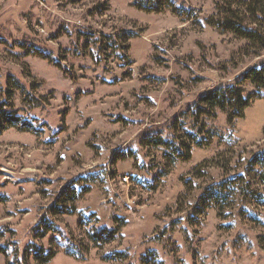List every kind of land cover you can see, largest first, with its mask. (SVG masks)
<instances>
[{
	"label": "rangeland",
	"instance_id": "1",
	"mask_svg": "<svg viewBox=\"0 0 264 264\" xmlns=\"http://www.w3.org/2000/svg\"><path fill=\"white\" fill-rule=\"evenodd\" d=\"M244 1L0 0V264H264V90L194 115L264 65Z\"/></svg>",
	"mask_w": 264,
	"mask_h": 264
},
{
	"label": "trees",
	"instance_id": "2",
	"mask_svg": "<svg viewBox=\"0 0 264 264\" xmlns=\"http://www.w3.org/2000/svg\"><path fill=\"white\" fill-rule=\"evenodd\" d=\"M244 2L248 12L253 16H259L260 13H262V10H264V0H246ZM260 2H262V4ZM216 24L224 32H230L247 42H259L257 31L246 28L239 22H235L229 14H225L223 19L218 21ZM240 83H249L256 88L264 90V65L260 68L253 67L247 70L243 74L241 82H239L237 86L214 88L205 92L203 96L200 97L198 105L199 109H197L194 114L196 118L210 115L214 109H219L227 113L229 124H232L233 121L237 119L243 118L244 111L250 106L254 95L245 97L243 95L242 88L239 87ZM257 96V98H260L259 94ZM64 195L69 197L71 200L73 199L74 187L72 184H70V188L66 187V189H64ZM64 201L65 199L58 197L54 206L51 207V214L66 212L67 210L65 211L64 209ZM52 224L53 223H50L45 219L41 221L34 228L35 236L43 238L48 232H53L54 227H52ZM112 233L113 230L103 228L95 231L92 234V238L94 241H98L101 238L106 239L111 237ZM33 256H35L36 260L39 262L46 264L53 258L54 253L52 251L44 252L41 248H35L33 250Z\"/></svg>",
	"mask_w": 264,
	"mask_h": 264
}]
</instances>
